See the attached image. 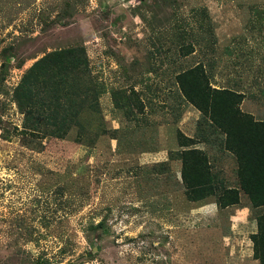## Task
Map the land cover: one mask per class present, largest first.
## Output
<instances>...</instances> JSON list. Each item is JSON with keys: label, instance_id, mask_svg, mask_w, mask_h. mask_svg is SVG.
Instances as JSON below:
<instances>
[{"label": "rangeland", "instance_id": "rangeland-1", "mask_svg": "<svg viewBox=\"0 0 264 264\" xmlns=\"http://www.w3.org/2000/svg\"><path fill=\"white\" fill-rule=\"evenodd\" d=\"M0 41V264H260L251 236L261 210L246 194L223 210L215 197L193 203L181 162L153 166L178 148V130L195 136L201 121L175 84L180 69L203 63L213 86L242 91L243 111L264 120V0H0ZM78 45L105 87L84 124L98 118L107 135L24 141L12 90L45 53ZM133 87L147 108L131 120L112 92ZM199 148L239 188L235 157L218 143Z\"/></svg>", "mask_w": 264, "mask_h": 264}, {"label": "trees", "instance_id": "trees-1", "mask_svg": "<svg viewBox=\"0 0 264 264\" xmlns=\"http://www.w3.org/2000/svg\"><path fill=\"white\" fill-rule=\"evenodd\" d=\"M201 16H207L206 9ZM183 39L179 45L184 43ZM9 49L3 50L5 62L2 66L6 73L13 60L7 56ZM193 52V44L181 47L183 57ZM91 71V60L85 45L54 49L37 59L12 90V101L24 117L22 130L18 132L15 128L16 135H26L24 141L31 143V137L64 139L75 130L78 144H83L82 134L93 136L90 143L106 136L107 130L100 119L90 120L94 126L91 122L84 124L88 112L100 114L99 99L105 91L104 84L100 83L98 76L91 75ZM211 77L203 63L180 69L174 74L175 84L184 99L180 100L192 105L200 113L201 121L195 136L178 130V148L170 153L166 162L158 163L153 169L163 172L171 167V163L181 162L182 185L187 200L193 203H204L208 198L215 197L217 205L223 210L239 206L241 192L246 194L252 208L261 210L256 218L258 232L251 239L254 259L264 264V120H257L251 113L243 111L245 93L229 87L216 88ZM3 80L0 79V94L4 93ZM112 96L116 107L124 111L127 118L134 120L137 115L145 114L147 97L144 92L133 87L129 93L124 89L113 91ZM148 103L151 104L150 99ZM202 125L209 129L208 133ZM42 129L43 135L34 133ZM213 133L218 134L220 139H212ZM215 143L222 151L235 157L239 188L226 186L215 172L208 153L199 148L201 144ZM104 226L105 223L101 222L90 229ZM63 252L66 253L65 250ZM36 263L49 264L43 256Z\"/></svg>", "mask_w": 264, "mask_h": 264}]
</instances>
